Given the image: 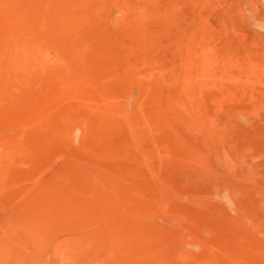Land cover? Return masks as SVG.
<instances>
[{
	"label": "rangeland",
	"instance_id": "obj_1",
	"mask_svg": "<svg viewBox=\"0 0 264 264\" xmlns=\"http://www.w3.org/2000/svg\"><path fill=\"white\" fill-rule=\"evenodd\" d=\"M0 264H264V0H0Z\"/></svg>",
	"mask_w": 264,
	"mask_h": 264
}]
</instances>
